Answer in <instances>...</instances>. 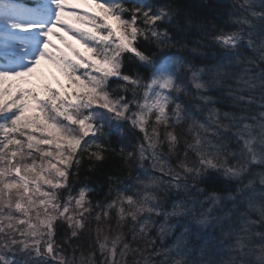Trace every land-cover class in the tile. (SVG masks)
<instances>
[{
  "label": "snow or ice",
  "instance_id": "snow-or-ice-1",
  "mask_svg": "<svg viewBox=\"0 0 264 264\" xmlns=\"http://www.w3.org/2000/svg\"><path fill=\"white\" fill-rule=\"evenodd\" d=\"M233 9L228 30L147 0H0V264H264V0ZM111 135L131 136L119 154L137 175L93 203L71 177ZM219 174L234 191H209Z\"/></svg>",
  "mask_w": 264,
  "mask_h": 264
},
{
  "label": "trees",
  "instance_id": "trees-1",
  "mask_svg": "<svg viewBox=\"0 0 264 264\" xmlns=\"http://www.w3.org/2000/svg\"><path fill=\"white\" fill-rule=\"evenodd\" d=\"M18 2L23 4H29L32 0H18ZM236 0H147V3L153 7H157L164 4H174L178 10L182 13H192L195 17H198L200 20L210 21L212 24H215L218 28H225L230 30L232 27L230 14L234 11L233 4ZM168 27L169 31L173 33L174 39H179L180 37L176 36L175 30L172 26L169 25H161V28ZM193 35L188 36L187 39L191 41L192 39H197L194 34L197 31L196 28H192L190 30ZM139 46L145 50L149 55L155 53L156 57L160 56H170V55H181L188 56V52L186 50L178 49L176 46H172L170 48H166L160 50L157 48L155 42L145 41L141 39L139 42ZM191 46V45H189ZM212 55L215 56L218 54V50L215 47L212 48H203L200 53L189 56V59L196 64L202 65L207 61L203 58V55ZM125 72H139L143 77L147 78L150 75V70L138 67L136 62L125 59L124 69ZM183 72V70H181ZM182 81L187 83V76L182 74ZM114 88L116 84L112 85ZM118 94H123L118 91ZM215 95V93H212ZM181 102L187 105L192 102V98L189 96H185L183 93H180ZM129 98L131 95L129 94ZM219 107V105H217ZM227 110V109H225ZM206 114L205 113H197L195 115L196 120L202 119ZM193 121L191 119L187 120L184 124V129L186 130L188 125ZM127 128V126H124ZM108 132V129H105ZM108 140V146L110 149H115V151H108L105 153V160L102 162H98L95 160H89L87 154L84 155V158L79 167V174L73 175L71 177V183L74 185L73 192H77L79 188L88 184L93 191L90 193V199L95 203L96 201H105L114 198L116 196L115 189L122 187L128 183L135 182V177L137 175V165L135 163L128 165L124 163L123 158L119 154L120 146L128 145L131 140V136L128 137H120L119 135H111L110 137H106ZM190 139V135H189ZM127 150H131L128 148ZM183 152V140L181 141V153ZM190 159L195 160L196 158L190 154ZM173 163H175V159L173 158ZM91 165V167H90ZM148 166V165H146ZM75 171V169H74ZM158 174V173H157ZM221 180L219 183L209 188V191H218L221 194H227L228 192L234 191L236 184L229 182L224 179L222 174ZM111 176L113 179L111 181L108 180V177ZM191 183V182H190ZM111 184L112 191H109V185ZM201 187H208L207 185H200ZM194 191V190H192ZM207 195V193H205ZM173 199L176 197L173 195ZM184 199H190L191 197H182ZM199 199L203 200L204 196H200ZM115 213L113 212V216ZM115 223V220L112 221ZM61 238L63 237V228L60 229ZM155 235V232H153ZM175 236L171 238H166L165 242L161 244L159 241L157 242L158 247H166L172 244ZM87 251V249H85Z\"/></svg>",
  "mask_w": 264,
  "mask_h": 264
},
{
  "label": "rangeland",
  "instance_id": "rangeland-1",
  "mask_svg": "<svg viewBox=\"0 0 264 264\" xmlns=\"http://www.w3.org/2000/svg\"><path fill=\"white\" fill-rule=\"evenodd\" d=\"M71 39V37H69ZM53 40L59 44L60 41L56 39V37H53ZM73 43L77 45V47H80L82 50H83V45L79 44L78 41L76 40H73ZM40 71H42L49 79L52 78L53 75L59 77V79L61 81H64L65 83L67 82L66 81V78L59 72L58 69H56V67L54 65H51V64H47V63H42L41 66H40ZM174 241V240H173ZM173 243V242H172Z\"/></svg>",
  "mask_w": 264,
  "mask_h": 264
}]
</instances>
